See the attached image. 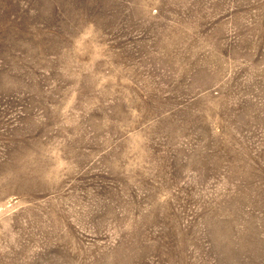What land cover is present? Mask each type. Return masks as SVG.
Returning a JSON list of instances; mask_svg holds the SVG:
<instances>
[{
	"label": "rangeland",
	"instance_id": "374dc122",
	"mask_svg": "<svg viewBox=\"0 0 264 264\" xmlns=\"http://www.w3.org/2000/svg\"><path fill=\"white\" fill-rule=\"evenodd\" d=\"M0 264H264V0H0Z\"/></svg>",
	"mask_w": 264,
	"mask_h": 264
}]
</instances>
